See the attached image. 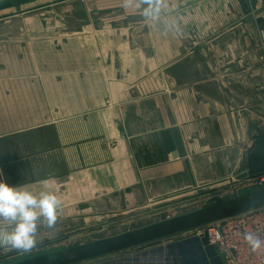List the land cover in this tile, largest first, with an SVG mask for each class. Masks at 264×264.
Wrapping results in <instances>:
<instances>
[{
  "label": "crops",
  "instance_id": "obj_1",
  "mask_svg": "<svg viewBox=\"0 0 264 264\" xmlns=\"http://www.w3.org/2000/svg\"><path fill=\"white\" fill-rule=\"evenodd\" d=\"M244 1L163 0L146 20L123 0H62L1 18V167L57 195L62 220L239 172L264 134V0Z\"/></svg>",
  "mask_w": 264,
  "mask_h": 264
},
{
  "label": "rangeland",
  "instance_id": "obj_2",
  "mask_svg": "<svg viewBox=\"0 0 264 264\" xmlns=\"http://www.w3.org/2000/svg\"><path fill=\"white\" fill-rule=\"evenodd\" d=\"M58 1L62 0H43L24 6L21 10L33 14L36 11L45 10V8ZM20 11L1 12L0 19L18 14ZM7 145L11 146V144ZM9 163L14 164L15 160ZM0 168L1 181L12 186H20L22 175L15 174L14 166H8V170L5 167L3 169L1 165ZM246 172L247 159L243 168L233 176L206 184L211 186L190 187V189L180 191L171 199L163 202L145 203L143 206L119 210H115V208L103 210L89 208L80 215H73L63 220L58 219L54 230L50 231L43 226L39 227L37 239L40 243L30 253L0 250V264H14L75 245L115 237L207 208L215 201L225 199L237 192H250L259 186L258 178L263 176L264 173L245 179H237L238 176ZM229 179H233V181H229ZM202 186L205 187L200 188ZM200 232L199 230L189 231L128 251L78 264H206L198 247L197 240L200 239Z\"/></svg>",
  "mask_w": 264,
  "mask_h": 264
},
{
  "label": "water",
  "instance_id": "obj_3",
  "mask_svg": "<svg viewBox=\"0 0 264 264\" xmlns=\"http://www.w3.org/2000/svg\"><path fill=\"white\" fill-rule=\"evenodd\" d=\"M43 0H1L0 13L17 10ZM244 3V0H239ZM264 173V134L257 135L247 156V172L238 180ZM233 181V179H229ZM218 184V183H217ZM215 185V184H214ZM211 186V185H206ZM202 186L200 188H204ZM199 189V188H197ZM264 207V185L250 192H237L215 201L211 206L166 221L92 243L26 259L14 264H78L128 251L149 243L186 233L224 219ZM198 247L206 264H224L207 236L198 239Z\"/></svg>",
  "mask_w": 264,
  "mask_h": 264
},
{
  "label": "clouds",
  "instance_id": "obj_4",
  "mask_svg": "<svg viewBox=\"0 0 264 264\" xmlns=\"http://www.w3.org/2000/svg\"><path fill=\"white\" fill-rule=\"evenodd\" d=\"M163 0H123L124 7L134 6L143 19L158 20ZM61 201L49 191L39 194L21 186L0 181V250L30 253L40 241V226L54 230ZM244 240L252 252L264 249V238L245 232Z\"/></svg>",
  "mask_w": 264,
  "mask_h": 264
},
{
  "label": "built area",
  "instance_id": "obj_5",
  "mask_svg": "<svg viewBox=\"0 0 264 264\" xmlns=\"http://www.w3.org/2000/svg\"><path fill=\"white\" fill-rule=\"evenodd\" d=\"M258 185H264V175ZM198 230L200 239L208 237L224 264H264V249L252 252L243 235L252 232L264 238V207L192 231Z\"/></svg>",
  "mask_w": 264,
  "mask_h": 264
}]
</instances>
